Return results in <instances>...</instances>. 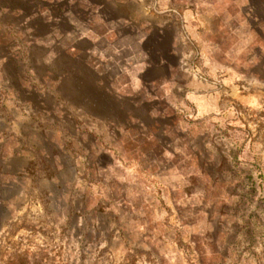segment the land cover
<instances>
[{
    "label": "rangeland",
    "instance_id": "1",
    "mask_svg": "<svg viewBox=\"0 0 264 264\" xmlns=\"http://www.w3.org/2000/svg\"><path fill=\"white\" fill-rule=\"evenodd\" d=\"M0 264H264V0H0Z\"/></svg>",
    "mask_w": 264,
    "mask_h": 264
}]
</instances>
